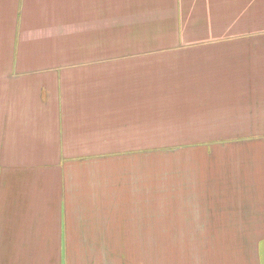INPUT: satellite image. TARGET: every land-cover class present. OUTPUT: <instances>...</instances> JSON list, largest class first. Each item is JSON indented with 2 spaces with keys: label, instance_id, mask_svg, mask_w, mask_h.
<instances>
[{
  "label": "crops",
  "instance_id": "crops-1",
  "mask_svg": "<svg viewBox=\"0 0 264 264\" xmlns=\"http://www.w3.org/2000/svg\"><path fill=\"white\" fill-rule=\"evenodd\" d=\"M196 8L231 48L190 47ZM0 264H264V0H0Z\"/></svg>",
  "mask_w": 264,
  "mask_h": 264
},
{
  "label": "rangeland",
  "instance_id": "rangeland-1",
  "mask_svg": "<svg viewBox=\"0 0 264 264\" xmlns=\"http://www.w3.org/2000/svg\"><path fill=\"white\" fill-rule=\"evenodd\" d=\"M191 12L193 15H191V18L183 17L184 24L179 26V32L180 34H184V38H187L189 34H196V36H201L198 39H206V40H195V44L190 46L196 49L199 48H215L216 52L214 55H217L219 53V49L223 48H231V46H225L226 43H228L226 40H220L219 38H213L209 36H202L206 33H213V34H219V33H235L236 30L233 32H227L225 30L224 26H221L219 24H210L209 21H207L208 18L205 16L198 15V8L191 9ZM212 21L215 19H211ZM192 21V22H191ZM169 31V25L167 28H165V34ZM148 37L154 38V34H148ZM210 38H213V40H209ZM186 40H181L177 44L175 42L171 41H148L143 46H139V48L148 47V48H158V49H171L175 47L184 48L189 46V42H185ZM119 43V42H117ZM106 59V58H105ZM159 59H163V61H160L159 64H162L164 67L154 65L150 69V73H153L158 82H163L166 80L171 81L172 76L175 74L173 70H169V66L171 64V61L166 60L165 58L161 57ZM100 60H104L101 58ZM153 60L155 61L156 59ZM167 61V62H165ZM175 63H180L179 58L175 59ZM184 64H186V59H184ZM150 67V65H149ZM151 83V82H149ZM150 100V99H149ZM173 113V114H172ZM172 114V115H170ZM134 119V117H133ZM147 126H148V135H147V160L150 161H163L165 164V167H168L167 169H164L163 172V179H167L169 175V171H173V168L175 166V147H184L183 141H179L175 139V105L171 104H154L148 106V113H147ZM214 123V122H213ZM122 139V138H121ZM125 141H132L133 144H135L136 138H123ZM138 139V138H137ZM145 137H141L140 144H144ZM137 143H139V140H137ZM176 143V145H175ZM135 155V154H134ZM173 167H169V166ZM149 171H155L153 168ZM170 181L167 179V181L164 182V186H166ZM155 184H149L152 186ZM161 185V183H160ZM161 188V187H160ZM165 239H170L175 241V233L173 234H165ZM149 254L151 252H155L154 249H149ZM165 252H170L171 250H164Z\"/></svg>",
  "mask_w": 264,
  "mask_h": 264
}]
</instances>
